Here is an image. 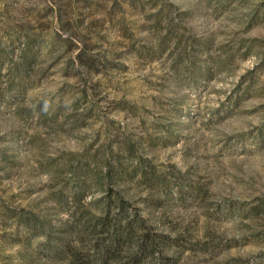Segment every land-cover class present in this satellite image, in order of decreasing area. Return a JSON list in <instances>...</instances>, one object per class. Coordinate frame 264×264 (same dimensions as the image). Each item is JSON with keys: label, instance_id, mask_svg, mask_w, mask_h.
I'll list each match as a JSON object with an SVG mask.
<instances>
[{"label": "rangeland", "instance_id": "rangeland-1", "mask_svg": "<svg viewBox=\"0 0 264 264\" xmlns=\"http://www.w3.org/2000/svg\"><path fill=\"white\" fill-rule=\"evenodd\" d=\"M110 193L165 236L120 264H264V0H0V264L91 256Z\"/></svg>", "mask_w": 264, "mask_h": 264}, {"label": "trees", "instance_id": "trees-1", "mask_svg": "<svg viewBox=\"0 0 264 264\" xmlns=\"http://www.w3.org/2000/svg\"><path fill=\"white\" fill-rule=\"evenodd\" d=\"M127 1H136V0H127ZM158 22L160 20H157ZM83 66L88 67V64L85 61H81ZM107 170L105 174L106 181L109 182V187L112 192H114V186L112 185L114 182V178L117 177V171H115L113 163L111 160H108ZM119 176V175H118ZM118 178V177H117ZM95 180V179H94ZM107 203L106 208L104 209L101 215L96 216L91 223L85 224V228L80 230L78 235L82 238L85 235L90 240L96 241L94 253L90 256L88 255L89 250L84 246L87 244L84 240L82 241V247H78L77 245H73L71 242L66 241L63 245L64 253L68 256L71 264H120L121 262L118 260V254L121 253L119 251L122 248L123 243L130 239L133 234L143 235L140 239L139 247L142 248L143 251H147V253L151 256L155 255L156 248L159 244L164 242V235H160L158 242H155L154 238H149V227L148 224L140 214H135L133 218L128 217L127 214V206L126 200L121 197H114L111 193L106 196ZM115 210V212H114ZM118 211V212H117ZM117 212V213H116ZM120 216H124V218H120ZM19 222H22L23 226L32 230L37 227L36 222H32V218L30 216L22 219L18 218ZM18 222V221H17ZM80 226H83V222L80 223ZM39 228V227H37ZM46 236L51 237L48 233H44ZM102 234H108L109 238L101 241L99 236H103ZM127 264H143L137 255H133L129 257Z\"/></svg>", "mask_w": 264, "mask_h": 264}]
</instances>
